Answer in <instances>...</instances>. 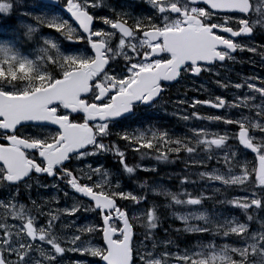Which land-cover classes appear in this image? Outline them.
Segmentation results:
<instances>
[{
    "label": "snow or ice",
    "instance_id": "snow-or-ice-1",
    "mask_svg": "<svg viewBox=\"0 0 264 264\" xmlns=\"http://www.w3.org/2000/svg\"><path fill=\"white\" fill-rule=\"evenodd\" d=\"M101 7L111 15H100ZM0 16L15 24L12 35L0 39V188L6 190L0 199V264H64L68 252L90 254L103 264H264V80L259 86L251 82L257 78L233 85L258 94L259 103L257 95L245 94L231 103L216 96L190 104L235 108L241 110L238 115L193 112L181 117L235 125L231 135L227 130L192 126L190 135L174 137L153 127L141 131L143 121H138V113L156 107L158 98H163L162 82L211 71L207 65L235 60L233 53L238 51L264 58V44L253 43L256 35L264 37V3L124 0L116 5L108 0H63L58 6L53 0L29 8L27 0H0ZM237 37L247 42L235 41ZM118 55L122 67L115 60ZM243 109H248L247 115ZM137 121L139 126L133 129L129 122ZM141 148L154 149V158L163 162H172L168 153H174L192 167L215 159L217 167H205L196 175L210 182L207 187L213 194L224 195L221 205L237 210L243 219L203 211L202 201L211 199L203 191L161 188L157 194L168 201L164 207L179 206L173 217L183 222V232L235 237L231 246L199 243L175 253L161 247L155 231L161 224L158 206L149 203L146 194L125 190L99 159L88 163L87 172L76 163L111 154L123 172L134 174L140 166L129 165L126 151L143 159L147 153ZM249 154L251 167L244 163L234 171L233 162ZM33 180L39 188L58 189L68 197V191L60 188L63 183L87 202L55 210L46 209L48 201L37 206L31 196ZM196 183L188 173L180 179L181 187ZM145 187L146 183L139 184L140 189ZM25 196L33 207L21 202ZM138 211L145 229L139 235ZM81 212L95 213V225L76 226ZM63 215L73 217L76 231L70 236L58 234L57 221ZM193 220L203 224L190 223ZM85 232L102 233L105 246H85Z\"/></svg>",
    "mask_w": 264,
    "mask_h": 264
},
{
    "label": "rangeland",
    "instance_id": "rangeland-1",
    "mask_svg": "<svg viewBox=\"0 0 264 264\" xmlns=\"http://www.w3.org/2000/svg\"><path fill=\"white\" fill-rule=\"evenodd\" d=\"M28 7L29 8H39L41 5L40 2H37L36 0H27ZM111 4H120L123 3L124 0H108ZM43 11H49V9L45 8ZM100 15H111V12L101 7L99 10ZM40 14V13H37ZM100 27H106L102 24H99ZM15 27V24L9 20L7 17L0 16V39L7 38L12 35V28ZM48 31V30H45ZM116 41L113 42L115 46ZM116 61H119V66L122 67L124 61L121 56H117L115 58ZM113 62H111L112 64ZM211 69V68H210ZM56 71H59L57 68ZM219 77H223L221 73L220 67H216L215 69H211V71H206V75L201 78H189V77H183L180 81V83L177 86V92L176 96H171L170 94L168 96L163 97L161 100H159V103L156 107L148 109L147 111L141 112L138 114V121H143V126L140 128L141 131L148 129L150 127L155 128L158 131L162 130H168L170 134H172L174 137H182L185 135H190L188 133V128L195 126V127H206L210 131H218L223 132L225 130L229 131L231 129L230 126L222 124V123H209L208 121H201L196 120L195 118L184 121L181 119L184 115H191L193 112H199L201 115H209V114H222V115H238L239 111L235 108H230L227 111L225 109H218V110H212L205 108L201 105H197L196 108L190 107V104L192 101L199 99V100H207L210 98H214L216 96H222L221 92H223L224 88H221L219 84L221 83V80L218 79ZM240 79V78H239ZM249 78L242 77L240 80V83L244 84ZM252 83L256 84V82L252 79ZM233 86V84H228ZM259 86L260 84H256ZM193 92V95H190L189 93ZM245 94H255L251 93L249 89L245 86L244 88L239 89L235 93L231 94V99H226L228 102H236V98L243 99ZM257 95V101L256 103H259V96ZM224 97V96H222ZM187 101L188 103H177L178 101ZM245 115L248 114V109L242 110ZM254 114V110H253ZM137 122H129L131 124V127L133 129L137 128L138 125ZM127 128L128 125H125ZM119 131V129H117ZM229 135H231V132L229 131ZM111 139H115V137H112ZM107 142V141H106ZM124 141H121L120 144L123 147ZM166 147V146H165ZM141 152H146L147 155L141 159L139 153L133 152L131 150L126 151V157L127 162L130 166L139 165L140 167L137 169V171L134 174H127L123 172L121 166L117 163L116 159L113 158L111 154L101 156L99 158L97 157H91L88 160L84 161L83 163L76 162L79 168H83L85 172L88 171L87 165L92 160L99 159L100 164L103 166V168L106 171H109L112 173V179H114L115 182H118L121 184V186L125 190H131L133 192L137 193H143V191L139 188L140 183H145L143 180V176L139 175V172L142 173H150L149 171H145V168H155L156 170L159 167H162L165 171V174L168 176L176 175L177 177H183L185 173L190 174L191 178L196 180V184H187L189 186H193L191 190L193 191V194H196L197 192L203 191V194L205 197H211V199H208V202L205 200L202 201V210L207 212L208 214L212 215L218 212H222L225 216H235L237 218L243 219V217L239 216V213L235 209H228L226 206H223L219 203V200L224 198L223 194H213L211 187H207L210 182L206 180H201L196 173L198 171H204L205 167L212 169L217 167L215 159L208 162L206 166H198V167H192L191 165L186 166V164L183 162V160L178 159L176 154L174 153H168V155L171 157L172 162H163V161H157L155 156L154 149H146L141 148ZM181 156H184V153H181ZM221 164H223V158L221 157ZM244 163H247L249 167H251V161L248 159H241L240 162H236L233 166H239V169L243 166ZM95 167V165H93ZM79 175V173H77ZM162 175V174H160ZM88 182V181H85ZM65 191H68L69 196L64 197L63 191H59L58 189H55L54 191L46 189V190H40L35 192L33 194L31 192L32 199L37 200L39 204L43 203L44 201H48L47 207H51L53 210H55L57 207L63 208L65 206H71L73 203H79L80 201L87 202L83 199L78 198L73 190L66 187H61ZM161 188H164L166 190L173 191L172 188L165 183L162 178H153L146 183L145 193L149 198V203H155L158 206V211L161 217V224L158 227L161 230H164L166 232L167 228H171L170 232L166 234L165 237H160L156 233V240L159 242L161 247H167L169 250H171L173 253L176 251H185V246L188 245L191 249L193 247H197L199 243L207 244L209 242L216 243L218 246H223L225 243L229 244L230 246L232 243L236 240L235 237H228L225 238L223 236H215L212 234H207L206 237L202 238L200 237L199 242H197L196 245H189L187 244L189 242V238L187 235H191L193 233H186L183 232V228L185 225L182 221L175 219L173 217V212L177 210H173L172 206L170 207H164L165 204L168 203L166 198L163 195H158L157 193L160 191ZM46 191V192H44ZM207 193H204V192ZM174 192V191H173ZM234 193H228V195H233ZM57 199L59 200V204H57ZM22 203H25L28 207H33L31 204V201L28 200L27 196L24 200H21ZM128 203L129 208H136L138 209V206H134L131 202H125ZM169 211V212H166ZM184 214H187L186 210L184 211ZM138 215H140V219H137L135 221L136 228H139V231L137 232V235L145 231L143 228V217L142 214L138 211ZM79 219L76 220V226L80 228L85 227H92L95 225V213H85L81 212L79 214ZM88 219H85V218ZM40 219H43L42 217ZM72 220L73 217L63 215L61 221H57L58 225V234L61 235H68L70 236L73 232L76 231V227L72 226ZM192 224H203L202 221H190ZM258 224H253V228L258 227ZM177 229H180L181 231H176ZM156 231V230H155ZM85 246L87 247H103L102 239H101V233L99 234H88L85 232L82 236ZM168 240H171L173 243L171 245H168L166 242ZM185 243V244H183ZM183 245V246H182ZM161 247H158L156 250L160 251ZM68 259L64 261V264H73L76 260H88L89 262H94L95 259L98 257H93L90 254L89 255H82L80 253H73L68 252L67 253ZM99 259V258H98Z\"/></svg>",
    "mask_w": 264,
    "mask_h": 264
},
{
    "label": "flooded vegetation",
    "instance_id": "flooded-vegetation-1",
    "mask_svg": "<svg viewBox=\"0 0 264 264\" xmlns=\"http://www.w3.org/2000/svg\"><path fill=\"white\" fill-rule=\"evenodd\" d=\"M260 2L264 3V0H260ZM137 3H139V0H137ZM63 4V0H58V6ZM144 8H147L148 6L146 4L143 5ZM205 7V6H204ZM207 8V7H205ZM258 27V26H257ZM222 36L225 38L229 37V34L227 33H220ZM235 41H241V42H247L246 38L244 40H241V38H233ZM253 43L257 46H260L264 44V37L260 35H256L254 37ZM233 56H235V60H227L224 62L216 61L211 65H207L208 68L215 69L216 67H220L221 73L223 77H219V80H221V83L227 82V84H235V83H240V79L242 77H247V78H257L253 79L256 84H260L261 80H264V58H262L259 55L249 53L247 51L244 52H236L233 53ZM124 64V63H123ZM111 65V64H110ZM123 66V65H122ZM206 75V71H202L198 78H201ZM189 77V78H197L196 76L192 75L191 73H185L182 75L179 81L168 84L166 82H162V84L165 86V90L163 92V97L168 96L169 94L171 96H176L177 92V86L180 83L181 79L183 77ZM240 78V79H239ZM239 89H236L234 86L228 85L227 88H224L223 92H221L222 96H224L225 99H231V94L235 93ZM190 95H193V92L189 93ZM161 100V99H158ZM139 114V113H138ZM232 128L235 127V125H228ZM54 127V126H53ZM231 129L229 130L231 132ZM229 144H232L234 142L229 141ZM241 159H248L251 161V165L253 163V155L249 154L246 157H242ZM241 159L239 160L241 164ZM238 162V163H239ZM236 162H233V165H235ZM234 171L239 170V166H233ZM52 178H48V182H51ZM33 188L31 192L35 194V192L40 191V190H55L54 188L48 187V188H39L36 186V181L33 180ZM64 187L66 189L67 185H64L63 183L60 184V188ZM46 192V191H44ZM6 193L5 189L0 188V199L4 197ZM26 196L22 199L24 200Z\"/></svg>",
    "mask_w": 264,
    "mask_h": 264
},
{
    "label": "trees",
    "instance_id": "trees-1",
    "mask_svg": "<svg viewBox=\"0 0 264 264\" xmlns=\"http://www.w3.org/2000/svg\"><path fill=\"white\" fill-rule=\"evenodd\" d=\"M162 174V175H160ZM139 175L143 176V180L145 183H147V181L153 179V178H162V180L167 183L174 192L177 193H183L185 190L189 191V192H193L191 190V188L193 186H189V185H185L184 187H181L180 184V179L182 177H177V176H168L165 174V171L163 170L162 167H159L155 172H150V173H142L139 172ZM143 191V193H145V189H141ZM238 191V190H237ZM232 193V192H229ZM120 203H124V201H120ZM179 206H172L173 210H177ZM169 212V211H166ZM139 231V228H136ZM171 230V228H167L166 232H164V230L161 229H157L156 233L160 236V237H165L167 233H169ZM207 235L206 234H191V235H187V237L189 238V242L187 244H191V245H196L197 242H199L200 237L205 238ZM185 244V243H183ZM183 246V245H182ZM189 248L188 245L185 246V249ZM95 261H98V264H100L99 259H95Z\"/></svg>",
    "mask_w": 264,
    "mask_h": 264
},
{
    "label": "water",
    "instance_id": "water-1",
    "mask_svg": "<svg viewBox=\"0 0 264 264\" xmlns=\"http://www.w3.org/2000/svg\"><path fill=\"white\" fill-rule=\"evenodd\" d=\"M40 1H42V2H44V3H51V2H53V0H40ZM180 78H178L177 80H175V81H171V82H167V81H165L166 83H168V84H172V83H175V82H177L178 80H179ZM159 99V98H158ZM205 106V105H204ZM208 107V106H207ZM75 193V192H74ZM78 197H80V198H83V199H85V200H87V198H85V197H82V196H80L79 194H77V193H75ZM102 241H103V238H102ZM104 244V243H103ZM105 246V245H104ZM101 264H103V261H101Z\"/></svg>",
    "mask_w": 264,
    "mask_h": 264
}]
</instances>
